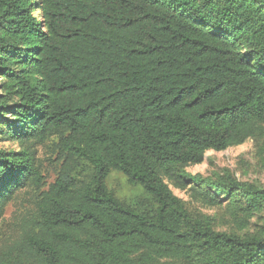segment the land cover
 I'll use <instances>...</instances> for the list:
<instances>
[{
  "label": "trees",
  "instance_id": "16d2710c",
  "mask_svg": "<svg viewBox=\"0 0 264 264\" xmlns=\"http://www.w3.org/2000/svg\"><path fill=\"white\" fill-rule=\"evenodd\" d=\"M0 135L21 146L0 148V210L40 185L33 144L61 161L0 264H264V223L215 230L170 188L237 204L240 228L264 211L256 183L185 169L264 136V0H0Z\"/></svg>",
  "mask_w": 264,
  "mask_h": 264
},
{
  "label": "rangeland",
  "instance_id": "374dc122",
  "mask_svg": "<svg viewBox=\"0 0 264 264\" xmlns=\"http://www.w3.org/2000/svg\"><path fill=\"white\" fill-rule=\"evenodd\" d=\"M0 148L19 150L16 141L0 135ZM42 181L38 187L26 184L18 188L0 210V254L13 245L19 244L24 232L31 231L36 222V201L39 194L53 182L61 161L57 152V138L50 136L45 143L32 145ZM186 171L202 177L220 179L229 174L240 181H250L264 188V136L249 138L240 145L222 151L208 150L201 163L186 166ZM107 188L120 200L141 207L150 202L149 196L140 186L131 185L126 177L111 170L105 178ZM181 198L193 216L207 219L215 230L241 235L257 232L264 223V211L249 218L246 228H240L237 220L243 215L240 207L228 199L208 205L190 196L191 186L170 187ZM181 264V263H180Z\"/></svg>",
  "mask_w": 264,
  "mask_h": 264
}]
</instances>
